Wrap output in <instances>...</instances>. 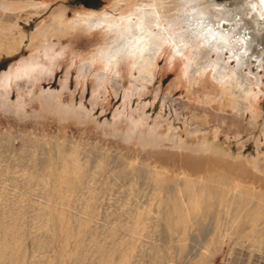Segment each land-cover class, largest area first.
<instances>
[{
  "label": "rangeland",
  "instance_id": "obj_1",
  "mask_svg": "<svg viewBox=\"0 0 264 264\" xmlns=\"http://www.w3.org/2000/svg\"><path fill=\"white\" fill-rule=\"evenodd\" d=\"M89 2L0 0V264H264V61L242 67L238 112L211 68L190 72L216 53L177 48L184 0ZM149 4L170 9L149 73L108 67ZM91 14L95 32L66 26Z\"/></svg>",
  "mask_w": 264,
  "mask_h": 264
},
{
  "label": "bare ground",
  "instance_id": "obj_2",
  "mask_svg": "<svg viewBox=\"0 0 264 264\" xmlns=\"http://www.w3.org/2000/svg\"><path fill=\"white\" fill-rule=\"evenodd\" d=\"M219 4L215 0H184L176 18L172 19L174 25L179 23L185 26L182 34L176 35L177 48L185 49L200 40L207 49L214 51V64L203 63L190 72L196 76L204 69L211 68L213 80L223 83L222 87L225 86L235 96L234 109L238 110L239 107L238 112L244 111L247 107L243 103L247 100L250 89L245 86L248 78L242 67L255 57L264 61V0H231L229 3ZM165 7L149 4L139 8L134 13V18L131 16L123 19L119 40L103 56L108 67L121 56L130 54L141 74L149 73L148 68L155 63L157 51L164 41L160 20L170 19L166 15L170 9ZM78 18L67 22L66 26L76 28L85 25L95 32L106 22L105 18L94 14ZM154 27L156 31H153ZM50 28L46 30L57 32L63 31L65 26L57 24ZM227 50L231 52L228 60L236 58L237 68L230 69L233 70L234 78L225 74L228 67L222 54ZM256 78L259 80V77Z\"/></svg>",
  "mask_w": 264,
  "mask_h": 264
},
{
  "label": "flooded vegetation",
  "instance_id": "obj_3",
  "mask_svg": "<svg viewBox=\"0 0 264 264\" xmlns=\"http://www.w3.org/2000/svg\"><path fill=\"white\" fill-rule=\"evenodd\" d=\"M89 1H91V0H89ZM89 1L82 0L81 4L83 5L84 8H86L88 10L95 9L94 4L90 3Z\"/></svg>",
  "mask_w": 264,
  "mask_h": 264
},
{
  "label": "built area",
  "instance_id": "obj_4",
  "mask_svg": "<svg viewBox=\"0 0 264 264\" xmlns=\"http://www.w3.org/2000/svg\"><path fill=\"white\" fill-rule=\"evenodd\" d=\"M231 259L229 257H226L225 260H222L220 264H230Z\"/></svg>",
  "mask_w": 264,
  "mask_h": 264
}]
</instances>
